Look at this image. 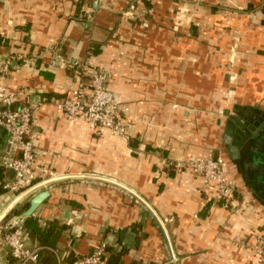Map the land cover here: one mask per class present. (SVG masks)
Here are the masks:
<instances>
[{
	"label": "crops",
	"instance_id": "0c3cea01",
	"mask_svg": "<svg viewBox=\"0 0 264 264\" xmlns=\"http://www.w3.org/2000/svg\"><path fill=\"white\" fill-rule=\"evenodd\" d=\"M0 37L5 84L37 105L35 170L51 172L26 202L0 207V223L16 224L47 191L24 221L41 262L76 264L105 243L104 264H260L264 143L231 159L224 135L239 114L264 119V0H0ZM58 56L66 62L52 67ZM97 68L110 73L126 137L60 109ZM226 82L241 95L224 111L219 86L210 108L213 83ZM6 148L0 129V156ZM219 157L235 189L228 203L176 169Z\"/></svg>",
	"mask_w": 264,
	"mask_h": 264
},
{
	"label": "built area",
	"instance_id": "2783aa9c",
	"mask_svg": "<svg viewBox=\"0 0 264 264\" xmlns=\"http://www.w3.org/2000/svg\"><path fill=\"white\" fill-rule=\"evenodd\" d=\"M65 62L58 56L51 65L58 67ZM7 71L6 68L0 69V129L7 140V148L0 156V186L4 192L0 197V207L3 209L27 199L36 186L51 174L49 169L44 168L39 178L35 170L38 161L33 143L32 119L37 105L19 103L24 95L11 91L5 84ZM108 72L105 68L85 69L87 83L80 82L72 95L63 98L59 106L71 121L84 118L96 130L107 129L116 136L126 137V125L117 112L118 102L108 86ZM186 167L203 179L205 184L214 185L219 198L225 202L228 203L234 196L235 189L227 178L221 157L190 161ZM19 218L16 224L0 223V246L7 249L15 264H44L40 260V250L31 249L26 244L24 221L28 217L23 214ZM106 248V244L102 243L95 252L83 256L76 264H104ZM254 251L260 264H264V232L257 237Z\"/></svg>",
	"mask_w": 264,
	"mask_h": 264
},
{
	"label": "flooded vegetation",
	"instance_id": "af4514ba",
	"mask_svg": "<svg viewBox=\"0 0 264 264\" xmlns=\"http://www.w3.org/2000/svg\"><path fill=\"white\" fill-rule=\"evenodd\" d=\"M235 128L239 129L238 135H236V137H235V130H234ZM229 129L233 130L234 139L238 138V136L242 132L245 135V136L241 135L240 139L236 142V146L239 147L240 152H241L242 147L249 140L257 142L259 144L262 142L264 143V119L260 121L258 116L255 114L253 115H245V113L239 114L238 119H236L235 123H233L229 127ZM224 142H225V138H224ZM239 157H240V154H239Z\"/></svg>",
	"mask_w": 264,
	"mask_h": 264
},
{
	"label": "rangeland",
	"instance_id": "374dc122",
	"mask_svg": "<svg viewBox=\"0 0 264 264\" xmlns=\"http://www.w3.org/2000/svg\"><path fill=\"white\" fill-rule=\"evenodd\" d=\"M226 86L227 88H226V90L229 92V94L227 95V99H226V103H227V105H225L224 107H223V110L225 111V109L226 108H229V107H232L233 106V102H232V100H237V97H235L234 98V96L236 95V96H238V95H241V94H236V85L235 84H233V83H231V82H226L225 84L223 83H220V84H216V83H213V85H212V91H211V94H208L209 96H210V99H211V103H210V108L211 107H213V106H215V105H217V103H219L220 101H219V99L217 98V94H215V91H218V89H219V86ZM240 85V84H239ZM241 87V86H240ZM234 94H233V93ZM222 96H224L223 94H222ZM221 96V97H222ZM239 97V96H238ZM234 98V99H233ZM202 105V104H201ZM220 105V104H219ZM222 106V105H221ZM226 107V108H225ZM195 108H197V104H195ZM225 113V112H224ZM213 118H215V120H217V118H222V115L220 116L219 114H218V111H216L215 113H214V116H213ZM225 132V131H224ZM224 132H223V134H224ZM225 135H226V132H225ZM224 135V136H225ZM229 154V146H227V155ZM229 156H230V154H229ZM186 164L187 163H184L183 164V166H180V167H176V169L178 168V170L179 169H187V167H186ZM28 199H29V197H28ZM28 199H26V200H28ZM26 200L24 201V202H26ZM32 200V199H31ZM256 247V245L254 246V248ZM1 248H3L2 246H0V258L3 260V261H5V262H7L8 264H11V262L10 261H14V259L12 258V256L7 252V249L4 247L3 249H1ZM14 264H15V261H14Z\"/></svg>",
	"mask_w": 264,
	"mask_h": 264
},
{
	"label": "water",
	"instance_id": "95a60500",
	"mask_svg": "<svg viewBox=\"0 0 264 264\" xmlns=\"http://www.w3.org/2000/svg\"><path fill=\"white\" fill-rule=\"evenodd\" d=\"M241 135L245 136L244 133L242 132V133H240L238 138L234 139L233 130L229 129V128L226 130V135H225L224 138H225V143L230 146L229 147V154H230V158L231 159H237L239 157L240 151H239V147L236 146V142L240 139ZM48 197H49V193L47 191H44V192L39 193L38 195H36L34 198H32V200L30 201L29 208L24 213V217H30L31 215H33L34 212L37 210V208ZM0 264H8V263L3 261L0 258Z\"/></svg>",
	"mask_w": 264,
	"mask_h": 264
},
{
	"label": "trees",
	"instance_id": "16d2710c",
	"mask_svg": "<svg viewBox=\"0 0 264 264\" xmlns=\"http://www.w3.org/2000/svg\"><path fill=\"white\" fill-rule=\"evenodd\" d=\"M2 43H4V39L3 38H1L0 37V45L2 44ZM2 179V171H0V180ZM3 190H2V188H1V186H0V197H2V195H3ZM223 201H225L224 199H222ZM208 208L209 207H207V210H208ZM12 213H15V214H20L21 212L20 211H18V210H13V212ZM30 221L28 220V222L27 223H29ZM30 224V223H29ZM28 224V225H29ZM33 229H34V231L35 232H37V233H41L42 231H41V228H39L37 225H34L33 226ZM11 262V264H14V261H10ZM133 264H139V263H133Z\"/></svg>",
	"mask_w": 264,
	"mask_h": 264
},
{
	"label": "bare ground",
	"instance_id": "6f19581e",
	"mask_svg": "<svg viewBox=\"0 0 264 264\" xmlns=\"http://www.w3.org/2000/svg\"><path fill=\"white\" fill-rule=\"evenodd\" d=\"M4 207H1V209H3ZM7 209V207L5 208V210Z\"/></svg>",
	"mask_w": 264,
	"mask_h": 264
}]
</instances>
